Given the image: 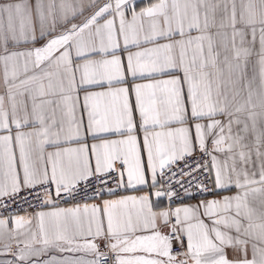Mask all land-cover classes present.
Returning <instances> with one entry per match:
<instances>
[{"label": "snow or ice", "instance_id": "6c2138e0", "mask_svg": "<svg viewBox=\"0 0 264 264\" xmlns=\"http://www.w3.org/2000/svg\"><path fill=\"white\" fill-rule=\"evenodd\" d=\"M0 264H264V0H0Z\"/></svg>", "mask_w": 264, "mask_h": 264}, {"label": "crops", "instance_id": "0c3cea01", "mask_svg": "<svg viewBox=\"0 0 264 264\" xmlns=\"http://www.w3.org/2000/svg\"><path fill=\"white\" fill-rule=\"evenodd\" d=\"M149 2V0H137V8H139V7H141V6H143L144 4H146V3H148ZM258 46V45H257ZM166 201H164L163 203H162V207H167L166 206ZM180 201H178L176 204H175V207H177V206H179L180 205ZM183 203H195V201H183ZM21 214H23V213H21Z\"/></svg>", "mask_w": 264, "mask_h": 264}, {"label": "built area", "instance_id": "2783aa9c", "mask_svg": "<svg viewBox=\"0 0 264 264\" xmlns=\"http://www.w3.org/2000/svg\"><path fill=\"white\" fill-rule=\"evenodd\" d=\"M166 202H167V201H166ZM177 202H178V201H177ZM177 202H176V203H177ZM176 203L172 204L171 207L175 208V204H176ZM166 206H168L167 203H166ZM29 211H32V209H29Z\"/></svg>", "mask_w": 264, "mask_h": 264}]
</instances>
